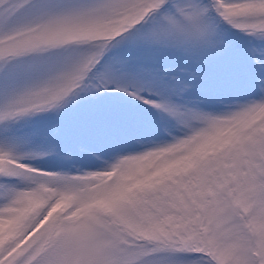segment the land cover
I'll return each instance as SVG.
<instances>
[{
	"label": "snow or ice",
	"instance_id": "obj_1",
	"mask_svg": "<svg viewBox=\"0 0 264 264\" xmlns=\"http://www.w3.org/2000/svg\"><path fill=\"white\" fill-rule=\"evenodd\" d=\"M0 264H264V0H0Z\"/></svg>",
	"mask_w": 264,
	"mask_h": 264
}]
</instances>
